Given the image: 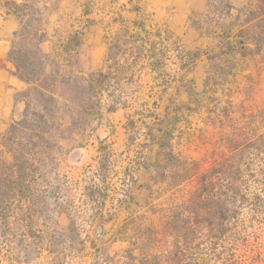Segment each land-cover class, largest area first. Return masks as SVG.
Returning <instances> with one entry per match:
<instances>
[{"label": "rangeland", "instance_id": "1", "mask_svg": "<svg viewBox=\"0 0 264 264\" xmlns=\"http://www.w3.org/2000/svg\"><path fill=\"white\" fill-rule=\"evenodd\" d=\"M224 1L207 0L205 11L189 16V25L209 37L205 44L183 52L176 50L178 44L171 46L172 57L165 70L158 73L160 83L174 80L180 73V59L185 58L181 66L192 70L184 82L175 84L177 93H172L174 86L167 94L158 87L151 90L142 86L137 82L138 69L128 70L123 62H110L118 70L116 73L107 63L88 65L83 58L86 49L76 47L83 41L80 34L58 29L50 32L52 44L44 54L46 73L54 79L60 106L56 120L59 147L43 158L41 190L45 208L37 220L43 232L37 235L28 230L23 235L14 220L8 227L1 226L0 264H24L26 255L30 256L26 264H107V251L123 255L129 241L122 237L130 233L121 234L122 225L130 217H152L149 209L160 202L168 203L170 191L156 198V191L150 193L145 187L158 172L143 167L147 165L146 157L155 153L156 146L152 145L150 151L147 145L150 129L157 127L158 118L164 116L168 122L163 128H173L171 153L194 159L206 157L204 168L210 165L211 153H239L231 150L226 141L225 133L232 129L220 128L215 113H222L230 99V118L221 119L237 128L244 126L247 132L251 113L264 107V63L257 67L252 59L234 61V69L224 70L225 75L214 84L216 62L211 58L221 47V25L230 22V15L236 13H227ZM228 1L235 8L246 4V0ZM27 4L29 11L41 12L44 24L47 11L54 8L56 1L50 0L49 6H43L41 0H29ZM63 50L72 55L68 61L61 60ZM126 50L125 46L112 45L110 52L116 56ZM199 56L202 62L195 67L194 59ZM24 89L14 93L12 114L0 125V139L9 123L20 118L25 106ZM76 92L85 97L78 99ZM112 105H118V111L108 110ZM175 114L176 122L169 123L168 117ZM256 125L264 134V120L257 117ZM248 143L247 139L240 153H247L248 158L252 153L264 157V138L257 151L247 147ZM0 154L7 160L10 157L3 147ZM157 186L153 185V189Z\"/></svg>", "mask_w": 264, "mask_h": 264}, {"label": "trees", "instance_id": "2", "mask_svg": "<svg viewBox=\"0 0 264 264\" xmlns=\"http://www.w3.org/2000/svg\"><path fill=\"white\" fill-rule=\"evenodd\" d=\"M28 1L0 0V10L18 21L7 60L14 66L13 74L27 83L22 91L25 106L20 118L9 123L0 139V147L10 156L7 160L0 154V228L14 220L23 235L28 230L40 235L43 230L37 220L45 208L43 158L59 147L56 120L60 106L40 47L46 38L42 15L38 9L29 11ZM224 7L227 13H236L221 25V47L211 58L216 62L214 84L225 75L224 70L234 69V61L252 59L257 67L264 63V0H246L239 8L226 0ZM133 37L138 39L139 35ZM113 47L121 48L117 42ZM162 64L156 59L151 66L159 68ZM208 84L207 78L204 86ZM76 94L78 99L85 97L82 92ZM231 104L227 99L222 113H215L219 118L215 120L220 128L232 129L225 133L226 141L239 153H211L207 168L203 167L206 157L194 159L171 153L173 128H163L168 123L164 116L157 119L147 145L150 151L152 145L156 146L155 153L146 157L143 167L158 172L145 187L150 193L156 191V198L170 191L168 203L160 202L149 209L152 217H130L120 232L130 233L122 237L129 245L123 255L107 251V264H264V157L252 153L248 158L247 153H240L247 139V147L258 150L264 134L256 122L257 117L264 120V107L251 113L246 132L244 126L237 128L221 119L230 118ZM83 112L89 114L86 109ZM168 118L174 124L177 117ZM163 150L169 153H161ZM153 185H158L157 189ZM29 258L24 256V264Z\"/></svg>", "mask_w": 264, "mask_h": 264}, {"label": "crops", "instance_id": "3", "mask_svg": "<svg viewBox=\"0 0 264 264\" xmlns=\"http://www.w3.org/2000/svg\"><path fill=\"white\" fill-rule=\"evenodd\" d=\"M41 1L43 6L50 5V0ZM55 1L56 5L52 10L47 11L43 24L45 34H48V37L46 34V38L40 42L44 53L49 52L52 44L50 32L56 29L71 30L74 34L78 33L83 37V41L76 47L82 45L86 49L83 58L88 65L99 66L107 63L108 67L114 69L110 62L117 64L123 62L128 70L138 69L137 82L142 86L144 84L151 90L158 87L163 94H167L173 86L176 90L172 93L179 92L175 84L184 82L186 76L188 77L192 72L187 70L186 66H181L185 58L180 59L177 67L180 73L176 74L174 80L160 83L161 77L158 73L160 70H165L166 62L172 57L171 46L178 44V49H175L183 52L201 47L209 39L189 25V16L205 11L207 0ZM0 12L2 13L0 16V125H2L3 120L12 114L14 93L24 89L27 83L13 74L14 66L7 60L12 33L18 28V21L12 14H5L2 10ZM66 18L69 19L67 23H65ZM136 35H139L138 39H134L133 36ZM116 42L128 50L121 55L113 56L110 52L111 46ZM69 57L71 58L72 55L68 54L67 50L61 52V60L68 61ZM201 58L199 56L194 59L195 67H198V63L201 64ZM156 59H161L164 65L152 68L151 63ZM2 63L4 65H1ZM114 70L113 73L118 72L117 69ZM144 75L148 78L143 79ZM118 109L117 105L114 111ZM121 128L125 129L126 125H121Z\"/></svg>", "mask_w": 264, "mask_h": 264}]
</instances>
